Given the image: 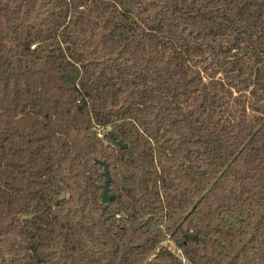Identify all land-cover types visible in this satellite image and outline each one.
Segmentation results:
<instances>
[{
	"label": "trees",
	"instance_id": "1",
	"mask_svg": "<svg viewBox=\"0 0 264 264\" xmlns=\"http://www.w3.org/2000/svg\"><path fill=\"white\" fill-rule=\"evenodd\" d=\"M0 264H264V0H0Z\"/></svg>",
	"mask_w": 264,
	"mask_h": 264
},
{
	"label": "water",
	"instance_id": "2",
	"mask_svg": "<svg viewBox=\"0 0 264 264\" xmlns=\"http://www.w3.org/2000/svg\"><path fill=\"white\" fill-rule=\"evenodd\" d=\"M123 147H126V145H123ZM104 176H105V181L102 185V203L104 204H107L110 202V195L108 194V185H109V182H110V178H109V175H108V171H107V168L104 167ZM64 197V194L61 195V198ZM25 218V217H23Z\"/></svg>",
	"mask_w": 264,
	"mask_h": 264
},
{
	"label": "rangeland",
	"instance_id": "3",
	"mask_svg": "<svg viewBox=\"0 0 264 264\" xmlns=\"http://www.w3.org/2000/svg\"><path fill=\"white\" fill-rule=\"evenodd\" d=\"M169 247L171 248V250H174V246L172 244H169Z\"/></svg>",
	"mask_w": 264,
	"mask_h": 264
}]
</instances>
